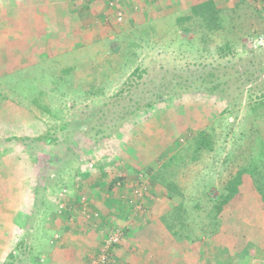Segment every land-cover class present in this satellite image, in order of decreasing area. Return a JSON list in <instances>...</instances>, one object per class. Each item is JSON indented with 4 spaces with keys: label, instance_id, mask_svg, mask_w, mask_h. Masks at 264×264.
<instances>
[{
    "label": "rangeland",
    "instance_id": "rangeland-1",
    "mask_svg": "<svg viewBox=\"0 0 264 264\" xmlns=\"http://www.w3.org/2000/svg\"><path fill=\"white\" fill-rule=\"evenodd\" d=\"M199 1L0 0V97L17 105L15 120L33 117L31 136L48 130L55 139L41 152L11 143L0 150V264L10 252L12 264H64L65 232L73 244L83 239L87 247L76 255L88 264L112 227L124 231L119 246L178 204L203 242L199 256L180 243L189 264H251L240 255L243 244L264 242L255 190L243 187L245 203L223 212L213 235L207 212L209 200L264 148L263 0H214L226 25L221 35L205 37L197 25L176 31L175 18ZM135 68L145 71L141 78ZM210 71L224 75L222 95L171 92ZM154 95L163 102L147 109ZM200 131L211 135L212 149L195 154L192 136ZM156 174L177 187L174 200ZM118 176L123 184L109 190ZM97 198L105 206L94 213ZM139 203L146 212L132 219ZM104 208L120 220L112 215L97 232L100 217L93 216Z\"/></svg>",
    "mask_w": 264,
    "mask_h": 264
},
{
    "label": "trees",
    "instance_id": "trees-1",
    "mask_svg": "<svg viewBox=\"0 0 264 264\" xmlns=\"http://www.w3.org/2000/svg\"><path fill=\"white\" fill-rule=\"evenodd\" d=\"M255 2L260 0H250L249 3L254 6ZM223 11L217 5L214 0H203L193 4L189 8V12L185 16L176 17L174 20L173 28L176 31H180L183 34L190 33L193 25H197L200 29L199 31L203 36L211 35L215 36L217 34H222L225 30V23L223 21ZM210 37V36H209ZM139 49L140 47H136ZM229 49V47H228ZM138 56V55H136ZM65 73L67 71H64ZM63 72V73H64ZM144 70L135 68L132 72L133 75H137L138 78H141V75L144 73ZM218 73V74H217ZM187 78L183 79L178 83V86L171 91L176 94H189L192 91H206L211 94L217 93L222 95L224 92L223 85L226 83L224 80V75H219V72L210 71L203 78H200L199 81H196L197 84L190 85V82ZM195 83V81H194ZM154 100L147 103L146 108H151L156 100H163L159 95H154ZM163 102V101H162ZM17 105L4 98L0 97V150L4 153L6 150L3 146L7 144H12L15 147L21 146L22 148L33 147L39 152L43 150L44 147L52 146L55 143V139L47 130L40 135L31 136L28 132V123L27 121H32L33 117L29 113H21L20 120H15ZM138 111V109H136ZM134 115V113H133ZM87 122V121H86ZM84 122L83 126H76L79 131H82V127L87 126V123ZM93 127V125L91 126ZM192 146L193 152L199 154L203 151H209L212 149L211 135L206 131L197 132V134L192 136ZM167 165H163L164 168H167ZM86 179L90 178L94 181V186H98L99 181L94 180L93 175L85 173L83 175ZM159 180L158 175L153 176V180L158 182L164 189L168 190V199L170 201L175 199V195L178 193L176 190L177 187L170 182H166L163 177ZM103 180V179H102ZM124 182V177L118 176L117 178L109 180L108 189H113L117 183ZM250 186L255 190L257 197L260 201L259 210H264V148L260 153L253 157L249 164L239 168L235 175H233L223 187L222 192L218 196H214L209 200L211 203L209 211L207 212V217L211 222V235L218 231L220 226V216L225 211L233 210L240 203H245V198L243 194V187ZM170 192V193H169ZM71 208V207H70ZM74 208V207H73ZM77 208V207H75ZM70 213V210H67V207L64 209V212ZM72 211V210H71ZM183 211L182 204H178L173 208L169 213L161 217V222L164 225L165 229L170 233V235L179 242H187L191 249L196 255L199 256V246L202 244V238L193 237L189 232V227L186 224V220L181 215ZM96 213V210L94 211ZM66 214V213H65ZM100 225H103L107 219L99 215ZM94 219V218H93ZM96 221V220H95ZM102 221V222H101ZM31 230L27 227V232ZM209 235H207L208 237ZM117 247V246H115ZM114 247V248H115ZM111 251L108 254V263L110 258ZM13 252H10L7 255L6 261L4 264H12V261L15 259ZM245 258V256H242ZM107 263V264H108Z\"/></svg>",
    "mask_w": 264,
    "mask_h": 264
},
{
    "label": "crops",
    "instance_id": "crops-1",
    "mask_svg": "<svg viewBox=\"0 0 264 264\" xmlns=\"http://www.w3.org/2000/svg\"><path fill=\"white\" fill-rule=\"evenodd\" d=\"M120 172L125 171L123 169H118L117 173L119 174ZM101 182H103V184L106 183L104 180H102ZM95 202L96 206L92 207L93 210H99V206H105V203H102L99 198H97ZM104 210L106 211L107 208H104ZM102 214L103 217L107 220L103 225L94 227V230H96L97 232L100 231V229L102 230L101 227L104 228V226H110L111 219L109 217H111L112 215L116 216V218L113 217L112 219H115V223L118 224L120 220V217H118V215H121V213L117 214V212L114 210H108L106 211V213L102 212ZM71 220L72 219H70V221ZM160 220L161 219H159V223L157 224L151 226L146 224L139 230L137 229L129 232L124 243L113 248V250L111 251L108 264H189V253H186L185 248H183L182 244H180L181 242L176 241L175 239L172 241V239H170V233L165 232L164 229H162V227H165ZM65 231L66 228L64 227V232ZM150 231H153L154 234L152 233L151 235H149ZM70 234L72 233H64V264H80L78 261H81V259H79V256L81 255L76 254H79V250L82 252V249L86 248L87 246L84 245L85 243L82 241L83 239L81 240L80 238L75 239V244H73L72 241L74 240V236L71 237ZM92 234H95L94 231ZM145 235L147 236V239L142 240V238H145L143 237ZM257 238L258 237H253V239ZM259 241L258 243L253 241L251 242L255 244L257 243L259 244V247L264 248V242L261 239ZM248 243L249 242L243 244V251L240 254L241 257L245 256V258H251V264H253V262L257 259V263L264 264V251L262 249L260 250L259 247H255V245H251L250 243ZM253 251L256 254H254ZM88 252L90 251L88 250ZM82 253H84V251ZM259 253H262V255H258ZM255 263L256 262H254V264Z\"/></svg>",
    "mask_w": 264,
    "mask_h": 264
},
{
    "label": "built area",
    "instance_id": "built-area-1",
    "mask_svg": "<svg viewBox=\"0 0 264 264\" xmlns=\"http://www.w3.org/2000/svg\"><path fill=\"white\" fill-rule=\"evenodd\" d=\"M110 7H113V3H109ZM263 6H264V0H263ZM115 17L118 21L121 20L122 15L119 11H115ZM259 44L264 46L263 39H260ZM116 185L120 186L122 183H117ZM138 196H141L139 194ZM83 200V199H82ZM143 212L145 214L146 210L144 209L142 203H139L138 205L134 206V210L131 214L132 219L137 218L138 216L143 215ZM82 214H85L84 209L82 210ZM86 218H89V216H85ZM94 219L99 218V214H95ZM125 238V234L123 229L112 227L108 232L105 234L104 240L100 244L99 248L97 249L96 253L90 258L88 264H107L108 263V254L110 251L113 250L115 246H117L121 241H123Z\"/></svg>",
    "mask_w": 264,
    "mask_h": 264
}]
</instances>
